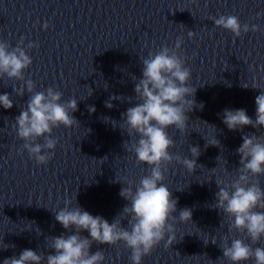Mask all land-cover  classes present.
<instances>
[{
  "label": "water",
  "instance_id": "obj_1",
  "mask_svg": "<svg viewBox=\"0 0 264 264\" xmlns=\"http://www.w3.org/2000/svg\"><path fill=\"white\" fill-rule=\"evenodd\" d=\"M220 15H235L258 30L250 28L234 37L214 25L212 18ZM178 36L183 41L176 51L186 58L188 84L196 88L194 99L203 108L193 106L187 113L191 127L186 135L168 129L176 141L170 151L190 157L189 144L199 145L197 163L204 167L188 173L175 161L167 165L164 183L178 197V210H192V223L176 224V240L161 241L142 264H229L220 238L247 237L235 229L229 232L228 217L211 206L218 187L214 174L209 180L210 169L217 166V174L224 175L226 160L234 176L241 137H264V127L229 130L218 115L225 107L244 108L255 118V97L264 91V0H0V40L15 47L23 38L21 46L32 58L25 79H32L37 91L51 86L63 93L62 100L75 97L78 108L73 115L79 122L54 128V155L47 164H36L26 150L20 151L23 141L13 128L30 94L13 91L12 85L19 87L21 81L0 79V93H9L13 100L11 108L0 107V238L9 245L0 247V261L25 248L52 252L45 237L67 231L52 210L75 194L85 210L109 221L121 211L127 201L119 195L123 185L116 178L138 182L147 168L125 150L124 142L127 147L131 140L119 127L121 113L137 103L132 77L141 75L140 57L161 46L174 48ZM30 41L36 46L28 49ZM113 95L121 98L113 99L108 108L104 102ZM91 105L94 112H89ZM201 121L214 124L216 130L205 129ZM205 131L209 137L216 135L220 146L205 148ZM259 180L264 188V175ZM256 246L264 247V237ZM97 248L103 249L105 264H130V250L123 243L93 242L91 251Z\"/></svg>",
  "mask_w": 264,
  "mask_h": 264
},
{
  "label": "clouds",
  "instance_id": "obj_2",
  "mask_svg": "<svg viewBox=\"0 0 264 264\" xmlns=\"http://www.w3.org/2000/svg\"><path fill=\"white\" fill-rule=\"evenodd\" d=\"M212 20L215 26L229 30L234 37L248 32L250 28L254 32L258 30L256 24H242L235 15H220ZM193 35L192 31L187 32L189 38ZM182 41L183 37L178 36L174 48L161 46L140 57L141 75L132 77L136 81L133 90L137 103L121 113L119 127L126 131L131 140L127 147L124 142L125 150L134 153L136 161L146 164L147 168L146 174L138 182H125L116 178L123 185L119 195L127 201L121 211L109 221L100 214L93 215L85 210L76 202L75 194L72 199L65 201L63 207L52 210L55 220L67 230L58 236L45 237L46 247L51 248L52 252L45 254L25 248L19 255L5 257L0 264H105L103 249L91 251L93 242L107 245L123 243L130 250V264H142V258L149 255L161 241L172 243L176 240V224L191 222L192 210L188 207L178 210V197L164 183L167 165L173 161L182 165L188 173L204 167L197 163L201 155L199 145L189 144L190 157L170 151L176 141L169 135L168 129L171 127L179 130L181 135H186L191 127L187 113L193 110V106L203 108V103L197 104L194 99L196 88L188 84L191 71L186 66V58L176 51L181 48ZM22 44L23 38L15 47L0 40V79L21 81L19 87L15 83L12 85L13 91L18 96H23L25 91L30 94L25 106L15 116L13 128L16 136L23 141L20 151L26 150L36 164L42 165L53 157L58 143V139L52 135L53 129L79 124L73 115L78 103L75 97L62 100L63 93L51 86L37 91L35 82L30 78L25 79L24 70L32 63V58ZM34 46L30 41L26 48ZM91 94L92 89L88 95ZM120 98L110 96L104 102L105 106L111 108V101ZM128 99L132 100L133 97ZM12 106L10 94L0 93V107L9 109ZM94 111L95 106H89V112ZM218 115L229 130H239L245 125L264 127V91L255 97L254 119L244 108L225 107L222 115ZM201 122L206 126L205 129L216 130L214 124ZM112 123L114 126L117 124L115 120ZM202 136L205 148L209 145L220 146L216 135L209 137L205 131ZM241 139L242 143L236 149L240 158L239 167L234 176L225 167L226 160L224 175L217 174V166L210 169L209 180L214 174L218 187L211 206L228 217L229 232L235 229L244 232L247 237L230 239L225 234L220 238L219 247L229 264H247L249 261L251 264H264V247H253L264 237V188L259 180L264 175V137L251 133L243 135ZM219 157H216L218 163ZM124 220H127L126 224L122 223ZM85 231L86 236L82 234ZM212 242L216 243V240L212 239ZM0 247L7 248L9 245L3 244L0 238Z\"/></svg>",
  "mask_w": 264,
  "mask_h": 264
}]
</instances>
